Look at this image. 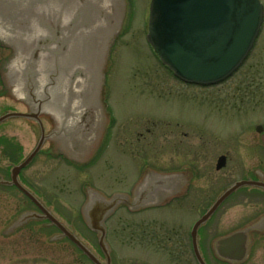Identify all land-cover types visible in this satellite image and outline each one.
<instances>
[{"label":"rangeland","instance_id":"374dc122","mask_svg":"<svg viewBox=\"0 0 264 264\" xmlns=\"http://www.w3.org/2000/svg\"><path fill=\"white\" fill-rule=\"evenodd\" d=\"M149 2L130 0L123 29L112 41L105 58L99 101L116 121L112 123L102 117L101 126L106 121L112 125L101 132L100 154L103 151L104 155L97 162V169L89 172L75 168L66 159L68 130L58 132L62 130L61 125L44 109L43 115L49 118H43L45 131L52 129L55 134L19 176L21 184L32 190L52 214L60 217L59 221H66L77 231H81L80 222H69L67 214L79 209L85 198L82 189L86 194L93 190L91 185L81 184L84 176H91L93 184L102 191L98 192L106 197L125 195L130 187L137 188L149 167L175 170L180 166L179 172L192 173L186 166L194 164L199 176H208L204 178L207 187L212 176H226L231 183L251 174L259 161L264 166V152L256 148L258 141L264 145V132L261 136L254 131L257 125L264 131V0H259L263 7L261 29L248 57L231 77L213 86L183 84L159 63L146 42ZM7 54V50L0 49V59ZM15 100L7 96L3 99L0 95V115L9 110L24 112L26 108ZM94 129L97 130V123ZM39 134L35 123L23 118L0 124V179L9 180L10 168L33 151ZM96 152L97 149L93 155ZM220 155L226 156V164L216 171L214 167ZM44 185L51 186L52 190L39 191ZM100 198L97 194L91 195L93 208L97 204L99 210L95 218L87 220L81 211L93 232L109 209L99 203ZM209 199L210 193L198 197L200 211ZM241 199L239 193L228 199L230 208L224 222L229 230L241 223L248 226L260 211L254 195L247 196L246 203H237ZM27 212L40 213L15 188L0 185V264L85 263L70 243L50 241L54 230L39 216L29 219L32 222L21 230L2 235V230H7ZM122 214L125 212L119 208L114 220L108 223L110 226L113 223L111 239L121 259L116 264H130L127 230L122 226L126 222L120 225L121 220H117ZM192 217L189 214L181 219H188V223ZM250 246L251 252L244 264H264V238L255 236Z\"/></svg>","mask_w":264,"mask_h":264},{"label":"water","instance_id":"95a60500","mask_svg":"<svg viewBox=\"0 0 264 264\" xmlns=\"http://www.w3.org/2000/svg\"><path fill=\"white\" fill-rule=\"evenodd\" d=\"M123 13V0H0V45L12 50V56L1 64L5 86L14 99L23 102L29 109L28 114H5L0 117V122L10 117H33L41 126L38 114L42 111L44 113L45 109L61 125L62 130H57L58 132L68 130L70 142L65 148L69 155L63 151L64 155L75 162L86 160L101 133L103 110L99 91L102 68L108 45L119 30ZM262 15V6L258 0H151L147 39L162 63L175 76L185 82L213 84L232 73L245 58L259 31ZM33 24L44 29L45 35L31 40L27 29ZM94 41V46L102 49L91 46ZM37 46L41 51L40 57H34L32 51L27 53ZM49 48H56L63 56L71 58L68 68L61 65L56 67L58 63L49 53ZM87 52L95 54L97 65H83L82 60L87 58ZM76 60L78 63L70 66ZM64 62L67 63L65 60ZM15 64L28 70H32L36 64L42 68L52 66L65 73L64 80L68 87H62V83H51L52 79L44 85L48 78L45 72L41 73L44 82L39 79L32 80L23 72L22 81L15 85L10 80L20 75V69L15 68ZM6 68H10V71L7 72ZM71 82H74V89L69 86ZM55 96L62 99L56 101ZM72 98L75 102L70 101ZM96 123L97 130L94 129ZM54 134L55 131L48 136L42 133L35 150L24 162L12 169L11 181L5 183L15 185L51 221L54 219L17 183L16 175L37 153L43 141L51 139ZM89 147L91 149L88 150ZM223 164L224 158L221 157L217 168ZM145 176L160 175L147 171ZM245 183L247 182L233 184L202 220L234 189ZM160 184L156 177L145 178L140 186L143 192L136 194V198L141 201L138 203H156L159 196L150 192L160 189ZM121 202L127 203L126 198L115 195L110 201L104 202V208L108 206L112 209ZM35 217V213L22 214L3 234H10L14 228ZM261 224H264V217L220 243L221 255L231 262L243 260L249 243V233L251 230L261 229ZM67 237L95 261L75 237L70 234Z\"/></svg>","mask_w":264,"mask_h":264},{"label":"flooded vegetation","instance_id":"af4514ba","mask_svg":"<svg viewBox=\"0 0 264 264\" xmlns=\"http://www.w3.org/2000/svg\"><path fill=\"white\" fill-rule=\"evenodd\" d=\"M256 148H258L259 152H264V145H262L260 141L257 142ZM100 151L101 146L88 164L84 166L74 165L75 168H82V170H88L89 172L97 169V165L99 164L97 162H99V160L104 155L103 151L101 154ZM258 163L259 166L253 172H251V174L240 176L238 179L249 180L255 182L258 185L259 183L264 184V166L261 164V161ZM180 168V166L177 167V169ZM186 168L192 172L189 174L192 176H173L172 179L174 183H168L167 187L173 186L174 189L167 190L165 188V191L168 192L174 190V195L176 197L164 205L142 207L136 210H131L125 206L119 207L122 212H125V214H122V216L118 217L117 220H121L120 225L123 224L122 221L126 222H124L125 224L122 226L127 230V261L129 260L130 264H198L197 255L205 264H230L222 260L217 255L215 243L229 236L231 233L244 228L247 224L241 223L237 228L232 230L226 228L228 226L225 225L226 223L224 222V218L225 214L227 215L230 208L228 203L230 196L239 193V196L242 199L238 200L237 203H246V197L249 195H254L256 199L254 203L257 205L260 211L252 220L249 221L250 223L264 215V188L259 186H247L235 190L217 207V209L203 224L198 226L196 230H193V225L205 213L207 208L213 203L217 196L221 194L224 188L230 184V181L226 179V176H212L210 179V184L206 187L205 183L207 180L204 178L208 176H199L197 166L194 164L190 163L188 166H186ZM255 171H258V173L256 174ZM92 180L93 178L91 176H84V179L81 180V184L85 183L87 185H91L90 187L96 192H102L98 186L93 184ZM233 181H235V179ZM24 186L28 189L26 185ZM104 189L107 190L106 188ZM132 189L133 187H130L127 190L128 194H132ZM28 190L37 196L32 190ZM38 190L49 191L52 190V188L51 186L44 185L42 186V189ZM82 190L85 194V198L80 204L79 209L76 210V212L67 214L69 222H80L81 231H77L72 225L65 223L66 221L64 220L61 221V223H63L68 231L75 234L79 240L94 253L99 264H116V260L119 261L121 259H119L120 255L118 248L116 245H114V242L111 239V228L113 223L110 226L108 222L114 220V214L119 208H117L115 213H113L111 217L104 223L105 241L110 244V252L113 251L112 253L109 252L107 262V255L101 251L98 244L100 236L99 233L91 231L81 216V207L87 199L85 190ZM209 193L211 199L208 200L209 203L207 206L202 207V210L200 211L197 207L199 204L198 197L205 196ZM95 213H97V209ZM177 213H181L180 216L173 217ZM189 214L194 216L191 220H189L190 222H186L188 219H181L182 216L189 217ZM96 215L97 214H95V216ZM95 216L92 217L89 215L90 220L95 218ZM44 224L48 225L49 223L44 221ZM50 227L54 230L53 235L60 234L61 231H59L56 227ZM252 236V241H254L255 236H259L261 240V238H264V232H255ZM63 240L70 243L66 238ZM256 240H258V238H255V241ZM81 256L85 260L84 264H93L84 255Z\"/></svg>","mask_w":264,"mask_h":264},{"label":"bare ground","instance_id":"6f19581e","mask_svg":"<svg viewBox=\"0 0 264 264\" xmlns=\"http://www.w3.org/2000/svg\"><path fill=\"white\" fill-rule=\"evenodd\" d=\"M27 33H28V35H29V38L31 39V40H34L37 36H44L45 35V31H44V29H42V28H40L39 26H36V25H34L33 24V26H29L28 27V29H27ZM62 38V37H61ZM74 41H75V39H74ZM94 43H95V41L94 42H92L91 43V46H93L94 48H100V49H102L101 47H98L97 45H95L94 46ZM74 44H76V41H75V43ZM30 46H28V48H29ZM92 50V47H91V49H90V51ZM30 51H32V55L34 56V57H40V55H41V51L38 49V46L37 47H34L33 49H31V50H29V51H27V53H29ZM94 51V50H93ZM49 53L51 54V56L57 61V65H56V67H59V65H61L62 67H65V68H68V63H69V61L71 60V58H67L66 57V55L65 56H63L61 53H60V51H57V49L56 48H49ZM67 54V53H66ZM86 55H87V58H84L83 60H82V63H83V65H86V64H88V65H90V66H95V65H97L96 64V61H97V58L94 56V55H92V54H90V53H86ZM12 56V53L10 54V55H6V56H4V59H0V65L2 64V62L4 61V60H7V59H9L10 57ZM96 58V59H95ZM64 60L65 61H67V63L65 64V62H64ZM75 63H74V65H72L71 63H70V66H75L77 63H78V61L76 60V61H74ZM6 65V63L5 64H3V67ZM14 67L15 68H18V69H20V75H17V78H11L10 80H11V82L13 83V84H15V85H18V84H20V82L22 81V74H23V72L24 73H27L28 74V76L33 80H35V79H39L40 81H42V82H44V77L41 75V73L42 72H45V73H47V75H48V78H46L45 79V82H44V85H47V82L48 81H50V79H52V82L51 83H55V82H57L58 84H60V83H62V87H68V83L64 80V72H62V71H58V70H56L54 67H52V66H49V68H42V67H40L39 65H34L33 67V69L32 70H28V68H25L24 66H21V67H19V66H17L16 64L14 65ZM94 68V67H93ZM93 68H92V71H93ZM6 71L7 72H9L10 71V68H6ZM15 71H18L17 69H15ZM15 74H17L18 72H14ZM22 85H24L23 83H22ZM25 86H27L26 84H25ZM71 88H73L74 87V82H71L70 83V85H69ZM76 88V87H75ZM74 89V88H73ZM8 92V90L5 92V95H6V93ZM7 97H9L10 99H11V95L8 93L7 94ZM62 98L60 97V96H55L54 97V100H56V101H60ZM68 101H69V99H68ZM71 102H75V99L73 100V98L70 100ZM79 103H81V102H79ZM28 113H29V111H28ZM32 119H33V117L32 118H27V119H25V120H27V122L28 121H30V122H32ZM43 147V146H42Z\"/></svg>","mask_w":264,"mask_h":264}]
</instances>
